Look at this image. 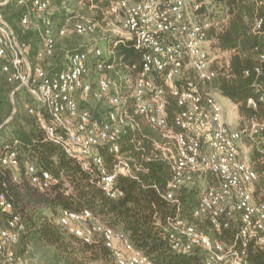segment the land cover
I'll return each mask as SVG.
<instances>
[{"label": "built area", "instance_id": "obj_1", "mask_svg": "<svg viewBox=\"0 0 264 264\" xmlns=\"http://www.w3.org/2000/svg\"><path fill=\"white\" fill-rule=\"evenodd\" d=\"M10 1L0 0L1 71L10 84L16 85L12 97L16 90L24 88L34 98L37 105L28 110L36 116L47 139L59 143L93 174L97 184L116 197L123 193L115 186L117 177L137 178L136 170L142 169L121 149V139L138 126L136 115H143L161 136L153 140V154L148 159L161 158L173 173L163 198L179 205L177 191L195 177L212 172L218 180L202 192L195 215L208 217L217 231L239 222L235 237L225 242L188 222L175 208L166 229L173 247L186 251L203 248L204 264H248L251 243L264 249V168H256L257 162L264 164V119L250 118L235 128L226 117L225 104L211 88L212 81L230 66L231 52L215 50L208 36L216 25L215 6L220 0H108V11L122 22L125 38L142 50L141 70L120 81L107 75L116 67L99 43L86 51H67L68 66L55 73L33 63L31 43L20 39L3 16L2 7ZM26 1L30 2L29 10L20 24L29 23L30 13L38 14L43 23V44L36 52L39 59L54 55L57 36L95 31L93 21L77 19L71 26L68 21L55 31L50 12L63 10L76 18L72 0H62L60 6L51 0H19L21 4ZM255 1L262 13L255 17L253 27L262 29L264 0ZM74 2L96 6L93 0ZM260 59L264 61V54ZM256 69L260 72V68ZM93 70L103 73L96 85ZM90 95L107 105L102 116L96 117L91 109L80 106L78 96ZM172 98L176 108L170 118ZM259 101L264 105V90L259 93ZM247 102L258 106L252 97ZM136 145L141 147L140 142ZM102 148L114 154L111 168L104 163ZM254 154L256 161L252 159ZM15 156L11 152L4 162L18 167ZM28 173L31 183L40 190L50 188L56 181L47 171L38 173L34 164L29 165ZM0 209L11 213L6 225L0 226V264H33L15 250L24 225L20 215L14 213L12 201L2 192ZM60 222L88 243L94 233H99L117 264H154L89 209H64Z\"/></svg>", "mask_w": 264, "mask_h": 264}, {"label": "trees", "instance_id": "obj_2", "mask_svg": "<svg viewBox=\"0 0 264 264\" xmlns=\"http://www.w3.org/2000/svg\"><path fill=\"white\" fill-rule=\"evenodd\" d=\"M55 1L58 3L62 0ZM93 3L99 8L108 6V0H93ZM29 4V1L21 4L19 0H11L2 7L4 18L19 38L22 35L20 21L28 12ZM216 6L220 15L217 12L216 25L209 30L208 36L214 41L215 50L231 53L228 71L223 70L211 86L230 96L245 118L264 119V105L259 101V93L264 90V61L260 59L264 54V27H253L255 17L262 13V8L255 0H220ZM108 49L109 61L115 64L123 78L141 70L142 50L133 40L117 36L108 44ZM36 51L35 57H32L33 63L46 68V58H37ZM1 64L0 59V192L12 201L14 213L22 219V243L35 242L53 247L65 264H117L113 251L105 245L99 233H94L88 243L60 222L64 209L91 210L94 217L121 232L154 264L205 262L206 252L203 248L186 251L173 247V240L166 229L168 218L175 215V208L180 209L182 217L188 222L203 229L212 238L232 241L239 222L234 221L228 228L217 231L212 228L208 217L195 215L203 188L218 180L212 172L201 178L195 177L183 185L176 194L180 199L179 205L163 198L162 193L173 173L170 165L161 158L148 159L153 154V140L158 139L159 135L143 115H136L138 126L129 129L121 139V149L132 156L134 165L138 164L142 169L136 170L137 178L119 175L115 186L123 193L112 197L97 184L93 174L85 170L59 143L46 138L34 114L22 109L24 88L15 91L16 110H13L11 93L16 85L7 81ZM256 68H260V72ZM251 97L258 101L257 107L248 104ZM173 108H170V118ZM138 142L141 144L139 149L136 145ZM100 151L105 165L111 168L114 154L105 148ZM11 152H15L18 167L4 162ZM252 159L256 161L257 155L254 154ZM31 164L36 165L38 173L49 172L56 179L55 183L46 190H40L31 183L28 173ZM256 168L263 169L264 164L257 162ZM201 183L205 186L201 187ZM10 215V212L0 209V226L6 225ZM248 264H264V249L251 243Z\"/></svg>", "mask_w": 264, "mask_h": 264}, {"label": "rangeland", "instance_id": "obj_3", "mask_svg": "<svg viewBox=\"0 0 264 264\" xmlns=\"http://www.w3.org/2000/svg\"><path fill=\"white\" fill-rule=\"evenodd\" d=\"M54 5L60 6L61 2L51 0ZM73 4L76 7V18L70 17V15L64 14L63 10H54L50 12V17H52V24L55 31L58 30L65 23L71 26L74 20H83V21H93L96 24V28L94 32L88 33L86 35H77V34H69L67 36H57L56 42V50L53 56L47 57L45 60L46 68L50 71H60L68 66V60L66 58V53L69 50H88L89 48L94 47L96 44L104 49V55L108 57L109 53L107 52L108 44L111 40L117 36L125 38V31L122 26V22L120 19L113 16L109 11L108 7H90L89 4L84 5V3H76L75 0H72ZM196 0H188L189 3H194ZM198 1V0H197ZM206 1H215V0H206ZM215 4L217 3L214 2ZM213 3V4H214ZM214 4V5H215ZM218 4V3H217ZM216 4V5H217ZM215 11L220 12V10ZM218 8V7H217ZM213 9V6L211 7ZM61 12V14H57ZM53 15V16H52ZM220 15V13H219ZM21 29V39L26 40L31 43L32 46V57H35V51L38 50L43 44V23L42 19L38 14L30 13L29 23L26 26H22L20 24ZM25 31L23 32V30ZM37 52V51H36ZM94 67V64L92 65ZM102 72L93 70L92 80L94 81V85H96L98 78L102 75ZM112 79L117 81L124 80L123 75L119 72L117 68L114 71L108 72ZM212 88V86H211ZM79 103L81 107H87L92 110L94 116L99 117L102 116L108 109L107 105L98 100L95 96L90 95L89 97H81L78 96ZM11 100L14 104V109L16 110V98L12 97ZM22 109L24 111L29 112V106H36L37 103L34 98L29 94V92L25 89L22 97ZM16 112V111H15ZM235 128L244 124L248 119L242 116L238 109L235 110ZM158 139L160 140L161 136L158 132ZM253 150V149H252ZM251 150H249L250 152ZM252 151L250 152V154ZM253 154V153H252ZM202 182L201 180H199ZM205 186L201 183V187ZM204 190V188H203ZM84 227H87L86 224H83ZM15 250L19 255H21L24 259L30 260L33 264H65L64 260L61 256L56 252L53 247L42 245L40 243L31 242L27 245L20 241L15 246ZM95 264H100L99 262Z\"/></svg>", "mask_w": 264, "mask_h": 264}, {"label": "crops", "instance_id": "obj_4", "mask_svg": "<svg viewBox=\"0 0 264 264\" xmlns=\"http://www.w3.org/2000/svg\"><path fill=\"white\" fill-rule=\"evenodd\" d=\"M212 89L217 94V96L219 97V99L225 104V114H226V117H227L228 121L233 126H236L237 124L235 125V122H236V120H235V110L238 109V106L239 105L236 102H234L230 96H227V95H225L223 93L222 94L219 93V90H217V89H215L213 87H212ZM171 107H174L173 108L174 110L176 108V103H175V99L174 98L171 99L170 108ZM242 125L243 124H241L240 126H242ZM240 126H237V127H240Z\"/></svg>", "mask_w": 264, "mask_h": 264}, {"label": "water", "instance_id": "obj_5", "mask_svg": "<svg viewBox=\"0 0 264 264\" xmlns=\"http://www.w3.org/2000/svg\"><path fill=\"white\" fill-rule=\"evenodd\" d=\"M5 125V123L2 125V127Z\"/></svg>", "mask_w": 264, "mask_h": 264}]
</instances>
